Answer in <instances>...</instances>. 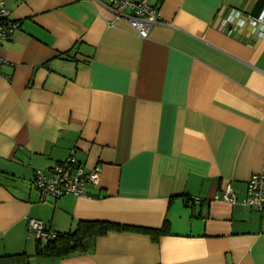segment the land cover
Returning <instances> with one entry per match:
<instances>
[{"label": "crops", "instance_id": "obj_1", "mask_svg": "<svg viewBox=\"0 0 264 264\" xmlns=\"http://www.w3.org/2000/svg\"><path fill=\"white\" fill-rule=\"evenodd\" d=\"M145 1L161 21L140 37L109 0H5L0 264H264V214L239 202L264 158V34L224 22L264 0ZM72 151L98 183L43 199L34 171ZM28 218L162 232L110 229L41 255Z\"/></svg>", "mask_w": 264, "mask_h": 264}, {"label": "built area", "instance_id": "obj_2", "mask_svg": "<svg viewBox=\"0 0 264 264\" xmlns=\"http://www.w3.org/2000/svg\"><path fill=\"white\" fill-rule=\"evenodd\" d=\"M113 5L112 11L116 16L122 15L124 10H129L127 16L130 26L140 37H146L150 27L161 21L159 11L145 0H109ZM224 22L242 26L248 24L255 28L259 36L264 34V11L254 14H242L233 10ZM17 27V23L10 18V10L5 0H0V46L9 40ZM6 60L0 55V78L2 65ZM101 167L95 165L88 170L80 165L72 151L69 156L56 163L48 172L35 170L33 183L41 197L59 198L65 195L84 196L86 184H97ZM220 198L229 203H236L237 198L232 192L229 183H225L220 191ZM242 205H249L264 214V158L261 170L253 173L247 181L246 194L239 201ZM27 224L31 236L37 240L46 241L53 238L54 233L38 219L28 218Z\"/></svg>", "mask_w": 264, "mask_h": 264}, {"label": "trees", "instance_id": "obj_3", "mask_svg": "<svg viewBox=\"0 0 264 264\" xmlns=\"http://www.w3.org/2000/svg\"><path fill=\"white\" fill-rule=\"evenodd\" d=\"M110 229L142 231L144 233L151 234L153 236L152 238H155L162 232V230L156 231L153 229L133 228L110 223L84 222L80 223L79 227H77V229L73 232L61 233L53 231V238H48L46 241L36 239L39 244L38 253L41 255L53 254L63 256L80 249L82 247V240L86 236L91 235L92 233L103 234L108 232Z\"/></svg>", "mask_w": 264, "mask_h": 264}]
</instances>
